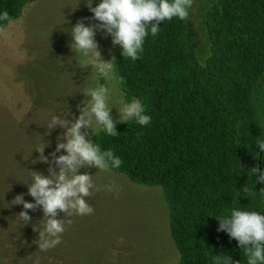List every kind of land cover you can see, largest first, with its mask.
Listing matches in <instances>:
<instances>
[{
    "label": "trees",
    "instance_id": "trees-1",
    "mask_svg": "<svg viewBox=\"0 0 264 264\" xmlns=\"http://www.w3.org/2000/svg\"><path fill=\"white\" fill-rule=\"evenodd\" d=\"M33 1L0 0V10L11 22ZM188 20L189 15L161 21L136 61L120 57L115 45L113 62L116 75L124 78V98H138L152 119L143 128L131 120L116 123V136L99 133L91 140L120 156L121 166L112 171L162 189L178 264H212V257L224 252L245 264L242 246L217 231L213 215L232 207L264 211V183H255L259 172L249 171L253 166L264 170V152L252 139L264 134V0H212L204 13L206 48L190 33ZM41 138L49 156L53 149L43 135L0 117V234L41 264H77L92 254L78 245L92 241L97 217L66 218L58 210L57 218L71 223L65 222L59 244L41 251L32 226L40 225V207L27 210L31 221L23 226L15 219L22 205L3 207L18 193L33 200L21 182L28 179V169L48 174L49 162L37 160L39 153L32 150Z\"/></svg>",
    "mask_w": 264,
    "mask_h": 264
},
{
    "label": "rangeland",
    "instance_id": "rangeland-1",
    "mask_svg": "<svg viewBox=\"0 0 264 264\" xmlns=\"http://www.w3.org/2000/svg\"><path fill=\"white\" fill-rule=\"evenodd\" d=\"M211 1L196 0L189 11V31L205 48L204 13ZM96 2L93 0V6ZM76 6L77 0H36L25 6L20 18L0 27V117L32 128L49 141L53 150L58 135L65 129L57 126L45 134L43 124L56 112L75 120L78 105L85 99L79 88L84 87L91 72V66L73 67L75 53L69 47L71 35L66 30L80 19L85 24L99 23L91 19L93 14L85 0H79ZM95 39L101 56L111 59L115 49L111 37L99 30ZM120 99L125 100L124 92L120 83H115L109 103ZM60 111H67V115ZM111 115L116 120V107L111 109ZM81 130L91 140V128ZM79 171H88L100 190L87 197L93 212L86 216L98 218L91 225L92 241L78 245L91 249L92 254L77 264H178L179 254L170 234L168 208L161 188L139 185L123 174L99 171L95 166ZM108 183L117 185L118 191H105L103 186ZM3 235L0 237L6 240ZM0 264L41 263L17 241L6 240L3 244L0 239Z\"/></svg>",
    "mask_w": 264,
    "mask_h": 264
},
{
    "label": "clouds",
    "instance_id": "clouds-1",
    "mask_svg": "<svg viewBox=\"0 0 264 264\" xmlns=\"http://www.w3.org/2000/svg\"><path fill=\"white\" fill-rule=\"evenodd\" d=\"M86 6L93 14L91 19L99 23L85 24L83 19L72 24L66 31L70 32L69 47L75 53V65L81 69L91 66L90 74L84 80V87L79 88L85 97L79 107V115L75 120L65 119L57 112L51 114L45 125L46 132L57 126L65 131L58 135L55 149L49 156L44 155L46 142L36 144L32 148L39 155L37 160L49 162L48 174L28 169V179L21 181L27 185V195L33 200H25L24 193L12 197L6 206L22 205L15 214L19 225L31 221L28 209L40 207L43 215L39 219L40 225L33 226L38 232L35 243L41 251L54 248L61 241V234L65 231L67 217L88 215L93 212L87 197L100 189L93 183L92 175L88 171L81 172V168L95 166L101 170L118 169L122 160L112 148L101 149L100 146L86 138L82 128H91L97 136H116L117 122L134 121L141 126L148 125L152 119L144 104L135 97L127 100L120 99L117 103H109L115 83H123L124 78L115 72L116 57L104 59L95 39L96 31L102 30L111 37V42L118 45L120 57L136 61L143 51L145 38L155 36L160 29L161 21H171L174 17L186 20L191 7V0H98L93 6V0H85ZM79 0H77V6ZM76 6V7H77ZM0 22H10L9 13L0 10ZM72 57H69L71 63ZM116 107L119 113L116 120L111 115V109ZM67 115V111H60ZM260 152H264V134L252 137ZM61 149L64 151L61 152ZM31 150V152H32ZM56 153H60L56 155ZM55 165L53 167L52 165ZM251 175L256 176L255 183H264V170L258 166L249 169ZM105 191L115 193L118 186L108 183L103 186ZM247 191V189H245ZM264 198V193L261 194ZM65 213L66 218H57V211ZM218 220L217 231L223 230L234 238L239 246L245 264H264V211H257L244 207H232L224 214L213 215ZM215 254L212 264H238L231 255Z\"/></svg>",
    "mask_w": 264,
    "mask_h": 264
}]
</instances>
